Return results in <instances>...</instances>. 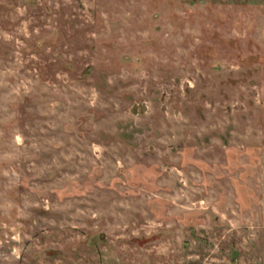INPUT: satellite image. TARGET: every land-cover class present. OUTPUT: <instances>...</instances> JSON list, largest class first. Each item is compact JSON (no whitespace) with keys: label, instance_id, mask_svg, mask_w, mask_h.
I'll list each match as a JSON object with an SVG mask.
<instances>
[{"label":"rangeland","instance_id":"1","mask_svg":"<svg viewBox=\"0 0 264 264\" xmlns=\"http://www.w3.org/2000/svg\"><path fill=\"white\" fill-rule=\"evenodd\" d=\"M0 264H264V0H0Z\"/></svg>","mask_w":264,"mask_h":264}]
</instances>
